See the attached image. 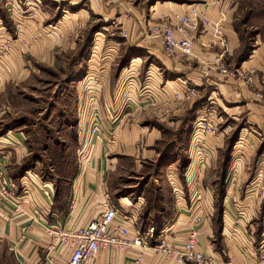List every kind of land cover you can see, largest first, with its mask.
<instances>
[{
	"label": "crops",
	"instance_id": "crops-1",
	"mask_svg": "<svg viewBox=\"0 0 264 264\" xmlns=\"http://www.w3.org/2000/svg\"><path fill=\"white\" fill-rule=\"evenodd\" d=\"M213 1L201 0L199 3L200 9L209 20L218 17L219 6ZM51 3L52 7L46 9ZM185 5L186 3L184 6H174L170 2L157 0H44L43 6L38 9V19L25 20L23 24L24 36L27 39L36 36L37 39V42H34L36 44L27 50L30 54L28 58L51 62L56 59L57 53L65 51L72 43L75 44L70 32L77 26L79 19L89 21L93 14L104 17L124 13L130 8L132 21L122 19V22H119L123 30L130 31V36L124 39L125 42L132 48L158 56L166 69L173 70L174 64L163 55L158 38L151 35L145 38L143 34L146 28L164 23L173 13L187 10L191 4ZM223 5L225 9L227 3L224 2ZM50 13H59L57 22L44 26V21ZM224 31L225 47L218 44L210 28L201 31L197 36L194 45L195 57L206 66L213 64L217 67L222 58L231 55L238 46L239 38L229 24L226 23ZM118 50V47L110 46L102 57L111 60L114 56L117 57ZM259 50L264 55V46ZM28 58L12 52L1 61L0 93L4 92L8 81L24 77L28 71L24 63ZM142 62L139 57H132L129 64L121 69L117 76V86L110 98L103 94L100 100L101 82H98L96 87L90 84V80L86 81V84H82L84 81L77 84L78 140H81L83 133L88 130L93 106L102 120L103 136L91 149H85L82 157L77 151V168L69 177L49 179L35 170L11 175V165L19 164L28 154L26 136L10 130L0 134V170L18 180L17 193L22 203L20 212H14L11 207L0 203V264H45L48 252L58 257L61 262H66L70 250L63 248L61 255L53 250V236L46 228L55 225L74 228L85 226L99 217L103 211L102 204L106 200L120 213H124H121L124 217L120 216L117 220L123 223L130 233L141 232L142 229V232H146L145 230L152 227L156 230L154 237L160 236L166 246L179 249L188 239L191 230L196 229L197 248L210 254L216 264H264V244L261 241L258 244L254 231H248L246 228L249 219L245 220L244 212V217L236 215L237 212L232 206L233 199L229 196L231 186L224 196L223 214L221 218L214 220V188L207 186L202 180L205 168L204 153L199 143L194 142L199 140V130L193 140L191 139L190 146L187 145L188 149L185 148V153H189L190 149L191 158H200L197 165L194 164V159H191V163L181 172L182 169L179 170L171 162L157 164L154 174L155 192H150L146 197L144 192L138 194L134 193L135 190L125 195L112 191L111 175L115 171L119 173L121 170H133L131 173H136L140 171V161L159 162L164 148H156L164 139V130L142 125L146 122V118H143L146 112H142L149 108L146 106L152 104L153 95L162 102L166 98L163 95L167 96L168 90L172 92L174 87L176 91L182 90L181 83L174 86L173 81L169 79L157 80L158 75L151 67L140 71ZM197 74L189 73L188 76L198 80L200 74ZM86 88L87 93L91 91L89 95L84 92ZM144 107L146 108L141 109ZM258 119L261 136L264 137V116ZM171 123L175 124L174 119L168 120V124ZM113 127L115 130L111 140L109 133ZM240 140L242 142V136ZM137 142L141 143L138 153L135 146ZM112 148L117 153L115 156H109ZM182 151L176 152L180 159L183 158ZM129 162L133 163L132 166H129ZM118 173L117 175H120ZM263 178L260 170L251 180V189ZM110 194H115L114 200L109 198ZM239 203L248 206L244 200ZM139 251L136 248H102L91 264H134ZM141 256L140 264H179L175 257L161 254L155 248L144 250Z\"/></svg>",
	"mask_w": 264,
	"mask_h": 264
},
{
	"label": "rangeland",
	"instance_id": "rangeland-1",
	"mask_svg": "<svg viewBox=\"0 0 264 264\" xmlns=\"http://www.w3.org/2000/svg\"><path fill=\"white\" fill-rule=\"evenodd\" d=\"M157 1L170 2L174 6L201 2ZM223 1L227 3L224 9L227 15L225 25L229 24L239 38L236 49L231 55L224 56L217 67L213 64L206 66L195 57V52L188 57L167 56L162 52L174 64L173 70H169L158 56L132 48L125 42L130 31L123 30L119 22L122 19L132 21L130 8L124 13L104 17L93 14L89 21L79 19L70 32L75 44L57 53L56 59L51 62L31 60L27 50L36 44L37 39L36 36L29 39L24 36L23 24L25 20L38 19V9L43 6L44 0H0V63L12 52L28 58L24 63L28 67L24 77L8 81L4 92L0 93V134L8 130L21 132L26 136L28 148L23 160L11 165L10 174L14 176L35 170L49 179L69 177L77 168V151L83 145V139L78 140L76 125L79 101L77 84L83 81L82 84H86L90 80V84L96 87L101 82L100 100L103 94L110 98L121 69L129 64L132 57H139L143 60L140 71L151 67L158 75L157 80L169 79L174 86L181 83L182 90L176 91V87L172 92L168 90L162 102L153 95L152 104L142 112H146L143 117L146 122L142 125L164 130V139L156 148H164L159 162L140 161V171L136 173H131L133 170L115 171L111 175L112 191L125 195L135 190L134 193L138 194L144 192L146 197L150 192H155L157 164L171 162L179 170L182 169L181 172L191 163V159L197 165L200 158H191L190 149L189 153H185V148L188 149L187 145L190 146L191 139L200 129L199 140L194 142L199 143L204 153L202 180L214 188V220L221 218L224 196L231 186L229 196L233 199L236 215L244 217V212L245 220L249 219L246 228L254 231L258 244L259 241L264 244V178L251 189L254 176L260 170L264 175V137L258 124V118L264 116V55L259 50L264 46V0ZM50 14L44 26L57 22L59 13ZM151 28H146L143 34L145 38L151 35ZM110 46L119 48L118 55L106 60L102 55ZM220 64L233 74H222L218 69ZM189 73H198L200 78L198 76L199 79L194 80L188 76ZM192 89L195 94L187 98L186 93ZM169 119H174L175 124H168ZM140 144H135L136 153ZM111 150L109 156H115L116 151L114 148ZM180 151L181 159L176 156V152ZM132 164L129 162V166ZM109 198L114 200L115 194H110ZM241 200L247 202L248 206L239 203ZM142 231L149 245L161 242L162 237H154V228Z\"/></svg>",
	"mask_w": 264,
	"mask_h": 264
},
{
	"label": "built area",
	"instance_id": "built-area-1",
	"mask_svg": "<svg viewBox=\"0 0 264 264\" xmlns=\"http://www.w3.org/2000/svg\"><path fill=\"white\" fill-rule=\"evenodd\" d=\"M218 3V17L209 20L200 9V4H191L182 12H175L162 24L152 26L151 36L158 38L162 50L167 56L180 55L188 57L194 55V45L197 34L210 28L219 45L226 46V35L224 32L227 20L223 8V0H214ZM219 64V63H218ZM219 71L224 75L233 74L222 64L218 65ZM195 94V90L188 91L186 97ZM200 121V120H199ZM202 122H199L201 124ZM102 120L99 117L95 106L92 108L91 120L88 130L83 133V145L78 149L79 156H83L85 149H91L97 140L102 138ZM110 139L115 128L110 129ZM200 131V129H199ZM112 140V139H111ZM18 180L0 170V203L12 208L14 212L22 210V203L18 196ZM103 211L98 218L81 227H63L60 225L50 226L46 231L53 236L52 249L61 255V250H70L66 262H61L58 257L47 253L45 264H91L102 248L114 249H139V255L135 258L134 264H140L141 254L149 248L158 249L161 254L175 257L179 264H216L214 258L197 248L198 230L192 229L188 239L179 249H172L166 246L164 240L157 245H149L146 236L141 232L130 233L129 229L117 219L122 214L109 201L102 204ZM198 221V220H197Z\"/></svg>",
	"mask_w": 264,
	"mask_h": 264
},
{
	"label": "trees",
	"instance_id": "trees-1",
	"mask_svg": "<svg viewBox=\"0 0 264 264\" xmlns=\"http://www.w3.org/2000/svg\"><path fill=\"white\" fill-rule=\"evenodd\" d=\"M219 207H220V205H219Z\"/></svg>",
	"mask_w": 264,
	"mask_h": 264
}]
</instances>
